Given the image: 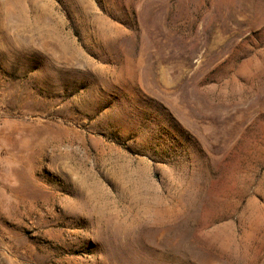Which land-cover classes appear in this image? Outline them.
Wrapping results in <instances>:
<instances>
[{"label": "rangeland", "instance_id": "374dc122", "mask_svg": "<svg viewBox=\"0 0 264 264\" xmlns=\"http://www.w3.org/2000/svg\"><path fill=\"white\" fill-rule=\"evenodd\" d=\"M0 264H264V0H0Z\"/></svg>", "mask_w": 264, "mask_h": 264}]
</instances>
